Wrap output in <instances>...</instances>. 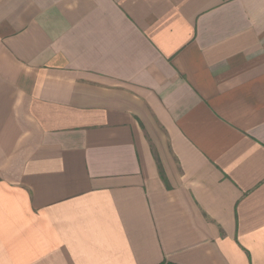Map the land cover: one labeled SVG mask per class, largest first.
Returning a JSON list of instances; mask_svg holds the SVG:
<instances>
[{"label": "crops", "instance_id": "crops-1", "mask_svg": "<svg viewBox=\"0 0 264 264\" xmlns=\"http://www.w3.org/2000/svg\"><path fill=\"white\" fill-rule=\"evenodd\" d=\"M0 264H264V0H0Z\"/></svg>", "mask_w": 264, "mask_h": 264}]
</instances>
